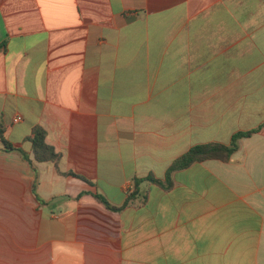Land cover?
Here are the masks:
<instances>
[{
	"label": "crops",
	"instance_id": "0c3cea01",
	"mask_svg": "<svg viewBox=\"0 0 264 264\" xmlns=\"http://www.w3.org/2000/svg\"><path fill=\"white\" fill-rule=\"evenodd\" d=\"M0 123V264H264V0H0Z\"/></svg>",
	"mask_w": 264,
	"mask_h": 264
},
{
	"label": "trees",
	"instance_id": "16d2710c",
	"mask_svg": "<svg viewBox=\"0 0 264 264\" xmlns=\"http://www.w3.org/2000/svg\"><path fill=\"white\" fill-rule=\"evenodd\" d=\"M4 126L0 123V143L2 144L3 151H15L20 153L26 160H29V157L20 149L14 148L4 137ZM256 130L237 133L233 136L230 145H221V144H205V145H196L191 147L185 154L177 158L167 169L164 177V181L154 179L153 177H148L145 180L155 182L165 189H169L172 186L171 174L174 171L185 169L192 165L193 163L203 162L206 160L217 159L221 161H227L229 157L237 150V141L238 139L249 137ZM31 140V153L33 158L37 162H55L58 160L59 155L54 152V150L45 143L44 132L40 128H35L33 130V137ZM144 179H136L134 184V191H132L124 205H127L128 202L134 198L138 193V186ZM95 198L105 204L110 209H121L111 207L106 200L100 196L95 195ZM122 206V207H123Z\"/></svg>",
	"mask_w": 264,
	"mask_h": 264
},
{
	"label": "built area",
	"instance_id": "2783aa9c",
	"mask_svg": "<svg viewBox=\"0 0 264 264\" xmlns=\"http://www.w3.org/2000/svg\"><path fill=\"white\" fill-rule=\"evenodd\" d=\"M20 120H21V117H19V116H16V117H14V119H13L14 122H19Z\"/></svg>",
	"mask_w": 264,
	"mask_h": 264
}]
</instances>
